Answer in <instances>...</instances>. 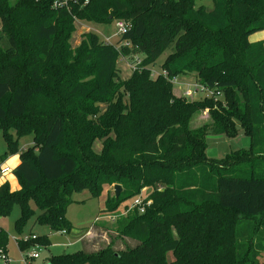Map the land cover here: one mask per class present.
<instances>
[{"label": "trees", "instance_id": "trees-1", "mask_svg": "<svg viewBox=\"0 0 264 264\" xmlns=\"http://www.w3.org/2000/svg\"><path fill=\"white\" fill-rule=\"evenodd\" d=\"M55 1L0 0V164L16 153L20 160L12 171L19 189L0 185V218L17 207L21 233L35 206V224L70 233L74 194L99 199L118 185L120 195L104 202L115 213L149 190L143 214L116 220V235L134 246L114 250L111 240L49 264H263L264 221L256 218L264 216V43L248 39L264 32V0H211V11L197 0H75L69 11ZM115 21L130 24L116 46L87 32L72 48L76 22ZM171 46L159 65L166 78H152ZM134 56L140 65L122 79L121 57ZM179 77L221 96L176 97L170 81ZM240 132L248 152L207 157L208 135ZM25 136L32 144L18 151ZM8 240L0 229V249ZM35 244L49 241L18 242Z\"/></svg>", "mask_w": 264, "mask_h": 264}, {"label": "rangeland", "instance_id": "rangeland-1", "mask_svg": "<svg viewBox=\"0 0 264 264\" xmlns=\"http://www.w3.org/2000/svg\"><path fill=\"white\" fill-rule=\"evenodd\" d=\"M17 0H10L11 3H15ZM197 6H203L207 11H211L212 9V1L211 0H197ZM75 32L71 38V46L75 48L80 40L81 36L87 32L93 33L98 36V38L107 43L111 46H116L117 42L119 41L120 37L116 35L115 29V22L111 23L110 25H96V24H89L85 22H76L74 25ZM251 43L262 42L264 43V32L254 34L251 38L248 39ZM2 48L6 49V45L3 43L1 44ZM173 46H171L157 61L152 69L154 72L159 73V65L162 64L164 59L167 55L172 52ZM129 63V62H128ZM120 77L122 79H126L131 75L130 69H128L127 63L119 62L118 63ZM193 77H179L177 78V83L173 85V93L176 97H180L182 91L185 90V85L193 83ZM200 97L195 96L194 100H198ZM200 100V99H199ZM207 120V115L203 114L200 117L195 119V124H201ZM13 140H16V137L13 136ZM32 144V137L25 136L17 141V149L18 151L23 150L24 148L29 147ZM206 155L208 158L221 160L224 159L227 155L234 153V152H248L250 141L247 136L243 133H238L234 138H226L223 136H212L208 135L206 138ZM100 147L97 143L95 145V150L99 151ZM6 151V142L3 137L2 131L0 130V156H3ZM241 154V153H240ZM240 154L235 155L236 158L240 156ZM12 157H17L19 160V154H15L12 156L7 157L8 159ZM6 159V160H8ZM232 162V159H229ZM233 163V162H232ZM3 166L7 167L10 165L8 162H3ZM12 168H9L8 175L12 177ZM2 176H0L1 178ZM2 181V180H1ZM17 186L18 182L15 179ZM9 184L8 181H6ZM9 187H13L12 185ZM144 196H147L150 191L143 190L142 191ZM113 195V188H105L103 195L99 199L91 198L89 192L83 191L79 194H74L72 196L73 204L70 205L66 211V219L71 225V231L68 235H60L59 232H51L45 226H41L39 224H35V217L39 214V211L32 206L34 210V217L29 219L26 223L24 228L22 229L21 233H17L14 229V222L19 217V209L17 207L14 208L12 214L8 219L9 221V228L7 231L9 240L8 245L6 248V255L8 257L9 262L6 264H49V259L52 256L64 255V254H73L80 251H85L84 244H86V248L88 250L92 249H100L101 247L105 246L110 239L113 240L114 250L119 248L125 247H132L136 244L135 241L130 239H124L118 237L115 232L116 221L111 222L106 220V216L108 215H120L124 210L123 204L120 206L118 212L115 213H108L104 211V201L107 197H111ZM100 217L101 219L95 222V219ZM258 223H263L264 216L256 218ZM89 228V229H88ZM104 231V232H102ZM31 232L36 235V237H47L49 241V246L43 247L41 246L39 249H36L34 246L28 245L26 248L21 249L18 245L20 240H24L25 238L29 237ZM103 233V234H102ZM102 235V236H101ZM107 235L106 239L104 236ZM78 237L83 239L82 242L78 241ZM83 237V238H82ZM116 240H120V244H115ZM123 242H128V245H124ZM123 243V245H122ZM33 252H36L39 256L38 259L34 260H26L27 256ZM168 260H171V255L167 256ZM261 262H264V255L261 258ZM0 264H5L0 261Z\"/></svg>", "mask_w": 264, "mask_h": 264}, {"label": "built area", "instance_id": "built-area-1", "mask_svg": "<svg viewBox=\"0 0 264 264\" xmlns=\"http://www.w3.org/2000/svg\"><path fill=\"white\" fill-rule=\"evenodd\" d=\"M75 0H56L53 3V8L55 9H65L69 11L70 9V4L74 3ZM84 4H87V0L85 1ZM115 29H116V35L118 37H122L125 35L129 30H130V24L125 21H115ZM107 45H110L105 41ZM120 46L122 47H130L129 42L123 41L121 42ZM120 62H125L127 63L128 69L130 71H135L138 66L141 63V59L138 56H134L132 58L131 63H128L123 57H121ZM152 78H157L158 76L162 75L164 78H166V74L163 72L156 73L152 70L151 72ZM172 85L177 83V78L173 79L170 81ZM185 90L182 91L180 97L185 98L187 100H194L195 96H199V99H214L217 100L220 98L221 94L219 92H216L214 90L209 89L208 87L202 86L199 82L193 81L191 84L185 85ZM198 99V100H199ZM9 173V168L3 166V164H0V176H4ZM151 205V201L147 199V196H144L143 193L141 192L140 195L134 197L129 201V203L125 206L124 210L122 211V214L120 215H108L106 216V220H109L111 222H115L120 216H125L127 213L130 211L136 210L139 214H143L145 211V208ZM101 218L97 217L95 219V222L99 221ZM60 235H66L65 231H59ZM36 236L32 235L27 238H25L23 241H28V240H35ZM34 247L36 249H39L41 246L35 244ZM39 256L36 252H33L29 254L26 258V260H34L37 259ZM0 261L3 263H8V257L6 255V251L3 249H0ZM264 264V263H263Z\"/></svg>", "mask_w": 264, "mask_h": 264}, {"label": "crops", "instance_id": "crops-1", "mask_svg": "<svg viewBox=\"0 0 264 264\" xmlns=\"http://www.w3.org/2000/svg\"><path fill=\"white\" fill-rule=\"evenodd\" d=\"M252 37V36H251ZM250 37V38H251ZM6 162H8L10 165H13V167H11V166H7L8 168H12V169H14L18 164H19V161H18V159H17V157H12V158H10V159H8V160H6L5 161V164H6ZM11 169V170H12ZM2 180V181H1ZM6 181H8L9 182V184H10V186L12 185L13 187L11 188L10 187V189H11V191H16V190H18L19 189V187L17 186V183H16V181H15V178H14V176H12V177H10L8 174H6V175H4V176H2L1 178H0V185H2L3 183H5ZM105 202V201H104ZM8 228H9V221H8V219L7 218H0V229H2V230H4V231H8ZM89 229V228H88ZM102 232H104V231H102ZM31 234L32 235H34V236H36L35 234H33L32 232H31ZM69 233H66V235H68ZM103 234V233H102ZM102 236V235H101ZM106 239H108L107 238V235H105L104 236ZM83 238V237H82ZM112 239H110V241H111ZM78 241H80V242H82L83 241V239H81V238H79L78 237ZM109 241V242H110ZM109 242H107V244H109ZM121 243V241L120 240H116L115 241V244H120ZM82 244H83V246H84V249H85V251H89V252H95V251H97L98 249H95V250H92V249H90V250H88L87 248H86V244H84L83 242H82ZM106 244V245H107ZM7 252V251H6ZM39 258V257H38ZM37 258V259H38ZM36 260V259H35Z\"/></svg>", "mask_w": 264, "mask_h": 264}, {"label": "water", "instance_id": "water-1", "mask_svg": "<svg viewBox=\"0 0 264 264\" xmlns=\"http://www.w3.org/2000/svg\"><path fill=\"white\" fill-rule=\"evenodd\" d=\"M121 187L118 185L113 186V195L115 198H117L121 193Z\"/></svg>", "mask_w": 264, "mask_h": 264}]
</instances>
